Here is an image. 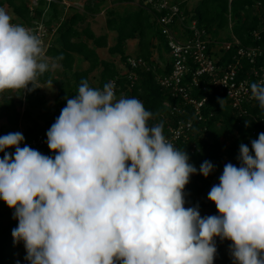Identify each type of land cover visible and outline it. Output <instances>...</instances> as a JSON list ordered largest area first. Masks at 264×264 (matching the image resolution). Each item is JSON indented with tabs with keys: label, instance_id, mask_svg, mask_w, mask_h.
Segmentation results:
<instances>
[{
	"label": "clouds",
	"instance_id": "obj_1",
	"mask_svg": "<svg viewBox=\"0 0 264 264\" xmlns=\"http://www.w3.org/2000/svg\"><path fill=\"white\" fill-rule=\"evenodd\" d=\"M62 59L0 7V97L42 88ZM249 87L264 110V80ZM153 120L140 99L118 98L114 82L82 79L46 132L54 155L21 147V132L0 136V199L14 210L13 242L28 264H214L216 238L232 242L234 264H264V132L240 144L239 167L226 163L208 192L218 215L201 216L184 190L214 165L197 169Z\"/></svg>",
	"mask_w": 264,
	"mask_h": 264
},
{
	"label": "trees",
	"instance_id": "obj_2",
	"mask_svg": "<svg viewBox=\"0 0 264 264\" xmlns=\"http://www.w3.org/2000/svg\"><path fill=\"white\" fill-rule=\"evenodd\" d=\"M62 0H53L47 4L45 0H39V7L31 13L27 0H0V7L19 19L23 24L31 25L34 20L46 12L45 20L51 31L55 24V43L47 50L46 55L55 58L62 55L59 62L62 72L45 73L40 77V84H47L51 79L57 91L54 97V108L51 113L42 112L39 118L51 127L60 111L66 106V97L71 98L77 94L79 84L82 79H87L90 86L102 88L111 80L118 83L117 97H136L140 99L145 108L155 114V120L173 123L175 119L193 121L192 130L187 138L180 139L176 147L185 150L197 169L205 161H210L214 165V171L205 178L203 175L194 174L191 176L189 184L185 187L186 207L199 206L201 216L218 215L215 204L208 200L207 194L211 187L219 183V176L222 174L223 162H231L239 167V146L241 143L251 147V141L258 138V134L264 132V110H261L257 101L243 104L244 112L233 109L224 93L214 90L212 93L202 92L201 89H193V96L201 99L208 97L202 108V120L195 118L193 109L190 106L183 107L180 98L173 97L170 91L160 86L157 77L171 71L169 58L165 56L169 52L167 41L158 28L153 11L144 6L145 0H139L135 11L127 10L119 12L111 7L106 9V28L116 33V40L112 46L108 44V34H95L88 22L89 17L102 11V7L108 1L113 6L115 4L132 3L135 0H86L82 12H75L71 15L65 13V6ZM181 9L187 16L185 24L189 25L196 21L197 27L204 29L212 39L221 42H232L234 38L239 44H234L230 50L223 53L220 62H228L235 54L238 47L264 48V30L261 38H255L253 32L261 30L263 23L261 15L264 13V0H200L193 11H189L186 2L180 3ZM48 18V19H47ZM264 28V27H263ZM231 29L226 37H219L221 31ZM192 33V32H191ZM137 40V50L135 54L126 53V45L129 40ZM158 44H154L155 42ZM107 48L111 56H118L124 69H119L113 60H102L96 49ZM157 49L159 53L160 66L158 62L152 60V49ZM77 56L88 63L86 69H75ZM142 59L147 62L151 69L149 71L138 68L134 70L136 80L132 81L129 76L132 72L128 64V59ZM264 58V56H263ZM165 62L163 63L162 61ZM259 66L264 65L262 60ZM245 69L248 70V62H244ZM97 72V83H93ZM24 97L27 108L20 112L17 107L15 97L4 95L0 97V122L5 121V126H0L1 133L5 135L10 132H20L19 127L22 121L29 123L23 133L25 140L29 143L42 135L47 140L46 128L39 121L33 118L32 111L40 109L45 102L41 88L33 92L21 94ZM222 103V108L220 105ZM183 107L185 113H176L171 116L174 107ZM246 121L249 126L246 125ZM198 145L200 152L190 154V144ZM44 155H54L48 146H31ZM13 153L15 149L7 150ZM4 153H0L3 158ZM14 210L10 209L6 203L0 199V264H28L25 259L26 250L23 243L14 244L12 229L18 226V220L13 218ZM231 241L216 238L217 255L214 264H234L231 253Z\"/></svg>",
	"mask_w": 264,
	"mask_h": 264
},
{
	"label": "built area",
	"instance_id": "obj_3",
	"mask_svg": "<svg viewBox=\"0 0 264 264\" xmlns=\"http://www.w3.org/2000/svg\"><path fill=\"white\" fill-rule=\"evenodd\" d=\"M31 13L39 5V0H27ZM50 4L53 0H45ZM180 0H145L144 6L153 11L154 20L162 34L165 36L169 48V60L171 71L157 77L161 87L170 91L173 97L180 98L183 107L190 106L193 114L198 120H202V108L208 100L207 96L198 99L193 96V89H201L202 92L212 93L214 90L224 93L233 109L244 112L243 104L255 100L250 98V87L252 82L264 80V65L259 66V60L264 62V48L257 47H238L231 60L220 62L223 53L230 50L234 44L239 41L234 38L232 42H221L213 40L211 35L207 34L204 29L197 27L196 21L189 25L185 24L187 16L181 9ZM187 3V2H186ZM65 7H69L70 0H62ZM38 20H34L31 25L23 24L21 21L14 20L16 23L35 29L42 37L44 44L48 43L54 37L55 30H49L45 20L46 12ZM261 21L264 27V13L261 15ZM261 30H255L253 36L261 38ZM192 32V33H191ZM50 38V39H49ZM49 39V40H48ZM49 42L47 50L52 46ZM244 62H248V70L245 69ZM128 64L132 69L129 78L136 80L135 69L143 68L147 71L151 69L150 65L142 59L129 58ZM162 64H160L161 66ZM163 66V65H162ZM114 82L117 94L118 83ZM174 107L171 116L176 113H185V109ZM193 121L175 119L173 123H167L164 128V134L176 146L182 138H187L188 133L192 130ZM22 133V132H21ZM23 134V133H22ZM24 136V135H23ZM47 146L42 135L38 138L27 142L24 140L20 146ZM190 154L200 152L197 144H190Z\"/></svg>",
	"mask_w": 264,
	"mask_h": 264
},
{
	"label": "rangeland",
	"instance_id": "obj_4",
	"mask_svg": "<svg viewBox=\"0 0 264 264\" xmlns=\"http://www.w3.org/2000/svg\"><path fill=\"white\" fill-rule=\"evenodd\" d=\"M71 1L72 0H70V5H71ZM77 1V0H76ZM180 1H182V0H180ZM200 0H183V2H187V7H188V10L190 11H193L194 10V8H195V6L198 4V2H199ZM73 2V1H72ZM74 3H75V5H74ZM112 3L110 2V1H108L106 4H104L103 5V7H102V11L100 12V13H98L99 15L97 16L98 17V19L100 18H104V16H106L105 15V13H106V9H108V8H111V7H113V8H115L116 10H118L119 12H124V11H127V10H131V11H135L136 9H137V7H138V4H139V0H135L134 1V3H128V4H119V5H114V6H110ZM73 5L74 6H69V7H66V10H70V8H77L78 10H75L74 12H68V13H66V14H68V15H71V14H73V13H75L76 11H80V12H82L83 11V6H79V5H77V3L74 1L73 2ZM39 6V5H38ZM78 6L81 8V9H79L78 8ZM8 12L13 16V14H12V12L11 11H9L8 10ZM97 15V14H96ZM104 15V16H103ZM90 21H92V20H90ZM56 25L55 24H53L52 25V27L53 28H55L56 29V27H55ZM104 29H105V27H104ZM105 30H103L102 32H104ZM231 32V29H226V30H224V31H221V33H220V35H219V37H222V38H224V37H226V35L228 34V33H230ZM110 33H112L113 34V36H111L110 37V42H111V44H113V43H115V40H116V33L115 32H112V31H110ZM50 39V38H49ZM48 39V40H49ZM55 33H54V37L52 38V40L51 41H49V42H52V43H55ZM134 40H136V39H134ZM48 42V43H49ZM48 43H46L45 45H46V47H47V45H48ZM128 43V42H127ZM156 43L158 44V42L156 41ZM126 51H128L130 54H132L133 53V47H132V44L131 45H128V48H127V45H126ZM153 51H154V55L152 56V60L154 61V62H158L159 64H161L160 63V60H159V53H158V51H157V49L155 50V49H153ZM165 56L168 58V56H169V52L166 54L165 53ZM78 60H80V61H78V62H76V64H75V69H86L87 67H88V64L86 65L85 63H81V62H84L83 60H82V58L81 57H79V59ZM113 61L116 63V65H117V67L119 68V69H124L123 68V66L121 65L122 63L119 61V58H117L116 56H113ZM163 63L165 62V60L164 61H162ZM121 63V64H120ZM57 71V73L56 74H59L60 72H62V69L61 68H59L58 70H56ZM55 71V72H56ZM97 72L98 71H95L91 76H95V75H97ZM93 81V83H97V79H96V76L94 77V79L92 80ZM50 89V88H49ZM9 95H11V96H13V95H15V93H8ZM7 95V94H6ZM46 95H47V98H46V100H45V102H44V105L40 108V109H34V110H31L32 111V116H33V118L34 119H36L37 121H39L40 122V124L42 125V126H45V128H46V132H47V130L50 128L49 126H46L45 125V122L43 121V120H41L40 118H39V116H40V113H42V112H49V113H51V111H53V108H54V101H53V94L50 92V91H47L46 92ZM13 97H15V99H16V101H17V107H18V109L20 110V112H23V110H24V108L26 109L27 108V104H25V99H24V97H23V95H18V96H13ZM1 122H4V121H1ZM27 125H30L29 123H27V122H25V121H22V124H20V127H19V131L20 132H22V133H24L25 132V127L27 126ZM2 134V136L3 135H5L4 133H1ZM224 165H225V162H223V167H224ZM222 172H223V170H222Z\"/></svg>",
	"mask_w": 264,
	"mask_h": 264
},
{
	"label": "crops",
	"instance_id": "obj_5",
	"mask_svg": "<svg viewBox=\"0 0 264 264\" xmlns=\"http://www.w3.org/2000/svg\"><path fill=\"white\" fill-rule=\"evenodd\" d=\"M73 2L75 1L76 3H77V5H79V6H83L84 5V3H85V1L86 0H72ZM71 1V5L72 6H74L75 5V3H74V5H73V2ZM132 3H134V2H132ZM123 4V3H122ZM124 4H128V3H124ZM115 5H119V4H115ZM78 6V8L79 9H81L80 7ZM110 6H113V4H111ZM75 10H78L77 8H70V10L68 11V10H66V8H65V13H70V12H74ZM76 12H80V11H76ZM99 14H97V15H94V16H91V17H89V19H88V22L90 23V27H91V29L95 32V34H97V35H100V34H103V33H107L108 34V44H109V46H112L113 44H111V42H110V37L111 36H113V34L112 33H110V31L109 30H107V28H106V16H104V18H99L98 19V16ZM13 18H14V20H18L19 21V19H16V17L13 15ZM48 19V18H47ZM90 20H92V21H90ZM52 27V26H51ZM104 27H105V29H104ZM52 29H54L53 27H52ZM55 30V29H54ZM103 30H105L104 32H102ZM113 32V31H112ZM132 44V47H133V53L131 54V55H133V54H135V52H136V50H137V40H129L128 41V43H127V48H128V45H131ZM154 44H157L156 42L154 43ZM154 49V48H153ZM153 49H152V54L154 55V51H153ZM156 50V49H155ZM96 51H97V53H98V55L100 56V58L102 59V60H113V56H111L110 54H109V52H108V49L107 48H98V49H96ZM126 53L127 54H130L128 51H126ZM152 55V56H153ZM79 57L80 56H77V58H76V62H78V61H80V60H78L79 59ZM117 58H119L118 56H116ZM119 61H120V59H119ZM121 62V61H120ZM81 63H85L86 65L88 64L87 62H81ZM76 64V63H75ZM121 64V63H120ZM122 66H123V64H121ZM56 73H57V71H56ZM40 86L42 87L41 88V94L42 95H44V97H45V100H46V98H47V95H46V92L47 91H50L52 94H53V101H54V97H55V95H56V91H57V88H56V86L55 85H49V84H40ZM50 88V89H49ZM7 95H9V94H7ZM6 125V122L4 121V122H0V126H5ZM2 135V134H1Z\"/></svg>",
	"mask_w": 264,
	"mask_h": 264
}]
</instances>
